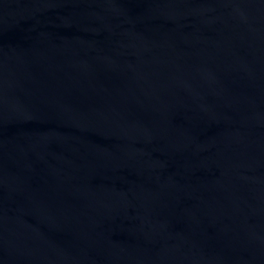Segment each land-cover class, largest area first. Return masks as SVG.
<instances>
[{"label": "water", "instance_id": "obj_1", "mask_svg": "<svg viewBox=\"0 0 264 264\" xmlns=\"http://www.w3.org/2000/svg\"><path fill=\"white\" fill-rule=\"evenodd\" d=\"M0 264H264V0H0Z\"/></svg>", "mask_w": 264, "mask_h": 264}]
</instances>
